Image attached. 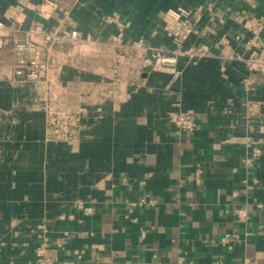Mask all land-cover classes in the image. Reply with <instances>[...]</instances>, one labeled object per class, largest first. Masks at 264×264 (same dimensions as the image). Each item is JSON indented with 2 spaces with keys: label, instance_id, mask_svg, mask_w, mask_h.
<instances>
[{
  "label": "crops",
  "instance_id": "obj_1",
  "mask_svg": "<svg viewBox=\"0 0 264 264\" xmlns=\"http://www.w3.org/2000/svg\"><path fill=\"white\" fill-rule=\"evenodd\" d=\"M14 1L0 0V10ZM242 5L243 0H82L41 20L49 28L105 39L117 29L102 16L116 11L128 23L125 39L170 48L163 14L184 6L202 11L203 34L186 46L205 43L209 51L180 59L175 78L140 72L135 58L121 54L114 55L117 62L96 64L76 55L78 62L61 72L65 88L118 77L122 90L118 101L105 102L100 118L92 112L70 147L43 142L45 84L0 77V264L26 263L34 226L41 222L52 242L62 244L53 246L57 264H232L244 257L264 262V212L255 207L264 199V144L252 166L241 162L246 143L264 139L260 120L250 124L244 116L241 82L251 75L249 96L262 102L264 113V72L249 74L243 62L220 57L214 44L222 34L244 31L235 19ZM257 13L264 14V0ZM3 59L10 62L6 54ZM232 97L231 112H223ZM177 110L192 112L198 125L193 134L168 122V113ZM52 183L59 187L50 192ZM146 196L155 203L133 205ZM78 201L92 213L84 214ZM239 206L250 214L244 225L225 212ZM226 232L239 236L232 250L218 242ZM74 249L84 250L81 258L72 256ZM180 251H187L181 263Z\"/></svg>",
  "mask_w": 264,
  "mask_h": 264
},
{
  "label": "built area",
  "instance_id": "obj_2",
  "mask_svg": "<svg viewBox=\"0 0 264 264\" xmlns=\"http://www.w3.org/2000/svg\"><path fill=\"white\" fill-rule=\"evenodd\" d=\"M82 0H15L4 5L0 10V77L10 81H41L48 93L44 105L47 136L58 141L73 142L80 135L87 119L92 112L100 118L107 100L118 101L122 90L120 78L115 77L107 82L104 80H86L76 90L65 88L61 82V72L65 65L76 64V55L88 57L94 64L102 61H114L115 54L132 57L137 60L140 72L151 70L167 73L175 78L180 71V59H192L208 54L209 46L205 43L186 46V42L194 35L201 36V10H191L184 6L168 8L163 14V28L169 36L172 47H154L138 38H124V30L128 23L120 19L118 12L113 11L102 16L104 22L113 25L117 32L108 38H90L82 36L77 29L59 30L49 28L42 19L52 17L56 11L67 12L68 7ZM259 0H243V5L235 19L243 26L244 31L230 37L222 34L215 41L220 49V57L226 60L243 62L249 74L264 72V14L257 13ZM3 54L10 62L3 59ZM6 64H9L5 70ZM247 75L242 79V90L247 96L241 99L244 116L252 124L256 118L264 125L262 102L252 99L249 95L253 90V81ZM233 98V97H232ZM228 98L222 107L223 112H231ZM168 122L178 132L193 134L197 123L190 110L170 111ZM264 139H251L246 143L247 152L241 159L245 167L252 166L262 154ZM199 171V169H198ZM152 198L142 197L137 205L154 204ZM76 206L84 214H91L93 208L76 202ZM255 207L264 212V199L255 201ZM231 214L236 223L246 224L250 214L246 207H234L225 211ZM261 227V225L259 226ZM34 242L31 243L32 254L25 264H57L59 255L53 254V246H61L60 242H52L47 225L43 222L34 226ZM144 231L140 237L143 238ZM238 234L226 232L219 243L232 250L238 240ZM84 250L74 249L72 256L81 258ZM187 251H180L178 262H182ZM217 262L215 261L214 264ZM12 264V263H11ZM73 264V261L66 262ZM122 264H128L124 262ZM156 264H170L157 262ZM232 264H264L244 257Z\"/></svg>",
  "mask_w": 264,
  "mask_h": 264
},
{
  "label": "rangeland",
  "instance_id": "obj_3",
  "mask_svg": "<svg viewBox=\"0 0 264 264\" xmlns=\"http://www.w3.org/2000/svg\"><path fill=\"white\" fill-rule=\"evenodd\" d=\"M47 96H48V93L46 91V98H47ZM44 124H45V128H44L45 130H44L43 142H44V144H45L46 147L59 146V145H66V146L70 147L71 144H76L77 143V140L79 138H77V140L76 141H73V142H64V141H58V140H55L54 138L48 137L47 136L48 129H47V126H46V122H44ZM52 177L53 176L51 175V178H50V176H48L47 178H49V180L52 181ZM47 186H48L47 189L48 190L50 189V192H53V190L56 187H59V186L53 185V183L50 184V185H47Z\"/></svg>",
  "mask_w": 264,
  "mask_h": 264
}]
</instances>
